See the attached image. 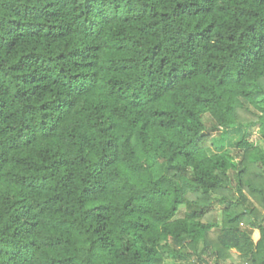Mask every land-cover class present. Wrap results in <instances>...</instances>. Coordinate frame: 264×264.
Wrapping results in <instances>:
<instances>
[{"label":"trees","instance_id":"1","mask_svg":"<svg viewBox=\"0 0 264 264\" xmlns=\"http://www.w3.org/2000/svg\"><path fill=\"white\" fill-rule=\"evenodd\" d=\"M0 264H264V0H0Z\"/></svg>","mask_w":264,"mask_h":264},{"label":"rangeland","instance_id":"2","mask_svg":"<svg viewBox=\"0 0 264 264\" xmlns=\"http://www.w3.org/2000/svg\"><path fill=\"white\" fill-rule=\"evenodd\" d=\"M204 122H205V124H206L207 127H209V126L211 125V124H210V123H211V122H210V119H209L208 117H205V118H204ZM212 135H213V136H216V135H217V132H213ZM230 137H231V136H230ZM216 146L218 147V145H216ZM216 146H214V147L211 149V151H213V152L217 151V147H216ZM234 260L238 261L236 257H235Z\"/></svg>","mask_w":264,"mask_h":264}]
</instances>
